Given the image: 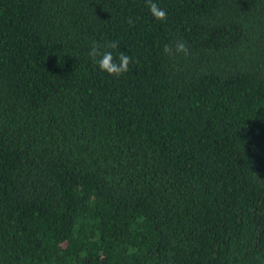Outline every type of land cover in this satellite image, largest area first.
Instances as JSON below:
<instances>
[{
    "label": "trees",
    "instance_id": "16d2710c",
    "mask_svg": "<svg viewBox=\"0 0 264 264\" xmlns=\"http://www.w3.org/2000/svg\"><path fill=\"white\" fill-rule=\"evenodd\" d=\"M154 2L0 0V264H264V0Z\"/></svg>",
    "mask_w": 264,
    "mask_h": 264
},
{
    "label": "clouds",
    "instance_id": "9594fccd",
    "mask_svg": "<svg viewBox=\"0 0 264 264\" xmlns=\"http://www.w3.org/2000/svg\"><path fill=\"white\" fill-rule=\"evenodd\" d=\"M146 6L151 15L158 21L167 20V12L162 9L154 0H145ZM128 24L132 25L134 22L131 18L128 19ZM119 45L115 41H108L106 44H97L93 42L88 53L100 71L107 73L109 76L119 78L129 71V65L133 63L132 57L125 52H119L114 56L109 49H118ZM163 52L166 55L173 54V48L165 44ZM175 54H182L185 57L190 55L189 50L184 42H177L175 45Z\"/></svg>",
    "mask_w": 264,
    "mask_h": 264
}]
</instances>
